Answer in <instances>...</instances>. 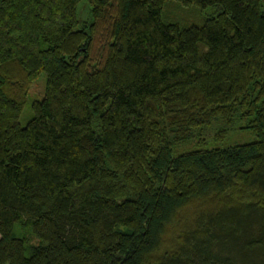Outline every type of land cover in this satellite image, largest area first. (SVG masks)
Segmentation results:
<instances>
[{"label": "trees", "instance_id": "obj_1", "mask_svg": "<svg viewBox=\"0 0 264 264\" xmlns=\"http://www.w3.org/2000/svg\"><path fill=\"white\" fill-rule=\"evenodd\" d=\"M81 1L0 0V264H264L262 0Z\"/></svg>", "mask_w": 264, "mask_h": 264}, {"label": "rangeland", "instance_id": "obj_2", "mask_svg": "<svg viewBox=\"0 0 264 264\" xmlns=\"http://www.w3.org/2000/svg\"><path fill=\"white\" fill-rule=\"evenodd\" d=\"M197 7H184L180 6L177 3H170L165 9L164 13L168 18L174 19V17L178 18V15H182L183 12L188 11H198ZM261 9L264 12V0L261 2ZM188 10V11H187ZM190 15L186 18L189 22L194 21L192 24H199L201 20L203 21L204 14L202 11H198V16L195 15L193 12H189ZM179 15V16H180ZM76 17L77 20L82 23L84 21H87L89 18V6L86 0H82L78 3L76 7ZM199 21V22H198ZM186 22V21H184ZM188 22V23H189ZM44 87H45V75L43 72H41L35 80L32 82L29 91H28V103L24 107L21 115L19 116L18 122L21 126H24L26 122L29 120V118L32 116L31 110H30V102L34 100L41 99L44 93ZM246 124V121L238 122L234 124V126L231 128V130L228 132L226 137L220 141V142H209L208 147H227L232 145H241V144H247L250 142L255 141V136L247 129L243 128ZM194 146L193 143H187L184 145L181 149H191ZM200 148V147H197ZM181 150H178L177 153H181Z\"/></svg>", "mask_w": 264, "mask_h": 264}]
</instances>
